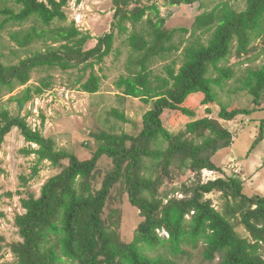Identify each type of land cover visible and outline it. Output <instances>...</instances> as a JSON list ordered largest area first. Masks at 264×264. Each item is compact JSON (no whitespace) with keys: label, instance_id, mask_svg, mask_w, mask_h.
I'll list each match as a JSON object with an SVG mask.
<instances>
[{"label":"trees","instance_id":"trees-1","mask_svg":"<svg viewBox=\"0 0 264 264\" xmlns=\"http://www.w3.org/2000/svg\"><path fill=\"white\" fill-rule=\"evenodd\" d=\"M6 1L20 8L6 6L0 10L5 16L2 27L32 22L28 29L12 33L21 47L37 40L59 44L15 64H6L0 53V85L9 91L28 84L35 70L92 68L87 80L83 81V74L80 76V88L98 92L101 81L94 67L112 51L115 30L120 34L129 31L128 22L137 24L149 11L160 14L157 0H113L115 30L101 36L96 46L87 49L86 43L92 35L80 30L75 20L67 23L69 4L84 0ZM164 1L170 5H190L198 0ZM148 20L153 23L152 19ZM164 20L160 18L153 24L156 43L170 38L161 25ZM195 25L211 33L208 43L199 41L187 45L181 67L178 70L169 67V76L158 77L157 83H153L147 65L148 54L155 45L150 46L141 32L130 34L131 47L138 52L145 51L140 59L142 68L135 74L121 76L117 85L126 95L141 97L145 103H152V107L143 115L139 133L105 130L93 133L98 144L91 158L80 159L75 153L58 148L53 137L45 136L21 114L30 100L54 85L52 75L43 77L38 85H28L11 98L19 112L0 110V148L7 135L17 128L31 144L28 153L37 154L40 163L48 160L56 167H63L45 182L39 196L29 194L21 198L24 211L16 213L13 222L19 239L8 244L14 260L2 261L5 239L0 235V264H178V258L187 248L200 244L205 246L207 259L220 254L222 264H264V196L247 195L244 181L237 176L207 181L202 178L206 169L224 173L213 157L234 139L221 119L232 120L255 109H229L223 105L218 117L207 115L189 121L185 130L178 133L168 128L165 118L170 111L194 115L185 102L195 92L205 95L204 104L216 101V86L223 88L235 76L231 67L220 64L228 62L236 42L239 58L256 50L258 47L252 45L258 40L264 52V0H247L246 8L241 11L227 2L221 3L199 14ZM213 71L218 72L217 77ZM241 82L259 104L264 92V65L250 69ZM207 111L211 113V108ZM116 115L127 120L122 113ZM103 156L112 160L113 168L97 183V168ZM146 159L153 161L152 169L158 171L156 178L142 174L143 167L148 168ZM169 166L191 171L182 181L181 189L165 183L163 171ZM3 171L0 166V173ZM123 179L127 182L129 200L142 218L130 242L124 241L119 232L120 216L110 223L104 219L112 189ZM164 185L170 186V190L162 189ZM214 192H221L228 203L233 200L234 205L229 206L231 215H241L249 237L241 236L232 220L207 197ZM4 216L0 211V218Z\"/></svg>","mask_w":264,"mask_h":264},{"label":"rangeland","instance_id":"rangeland-1","mask_svg":"<svg viewBox=\"0 0 264 264\" xmlns=\"http://www.w3.org/2000/svg\"><path fill=\"white\" fill-rule=\"evenodd\" d=\"M160 9L159 16L149 11L145 18L137 24L128 22L129 31L119 33L114 29L115 10L113 0H84L81 3L72 1L67 7L69 20H75L78 28L89 32L92 37L87 41L86 48H93L98 39L108 32L116 31V39L112 51L104 59L96 63L94 71L100 76L101 87L98 92H86L80 88L81 78L87 80L92 68L82 70L74 68L63 71L60 68L50 71L35 70L32 78L26 85L17 86L9 91L0 85V110L10 109L14 113L19 112L17 103L11 101L15 95L22 93L28 85H38L43 77L52 75L54 85L38 94L28 102L21 114L27 116L30 124L40 130L45 136L53 137L60 149H67L75 153L80 159L91 158L97 148V140L93 133L101 131L139 133L142 128L143 115L152 107V103H145L141 97L128 96L123 88H119L117 81L121 76H129L137 73L142 65L140 59L144 52L135 51L130 43L129 36L132 32L143 33L150 41V46L155 45L148 54L147 65L152 74L153 83H157L158 77H168L169 67L177 70L184 60V49L187 45L202 41L208 43L211 33L198 28L196 18L204 11L212 10L217 5L227 2L237 10H244L247 0H198L194 4L170 5L164 0H157ZM6 6L20 8L11 1L0 0V10ZM5 16L0 14V53L6 64H15L39 51H46L51 41L44 43L34 41L29 46L21 47L12 38V33L21 29H28L32 22L23 26L9 23L5 27L1 24ZM160 18L163 29L167 30L170 38L161 43H156L154 31ZM148 19H152L151 23ZM66 24V23H65ZM234 44L232 55L227 63L220 65L231 67L235 76L226 82L223 88L217 87V99L212 104H204L203 93L195 92L185 102L186 106L194 112V115L170 111L166 113L168 128L175 133L185 130L189 121L204 117H218V112L223 105L229 109L249 108L255 109L248 113L238 115L232 120L221 119V123L233 134V142L229 147L218 151L213 161L224 169L220 171L204 170L203 180L216 179L218 177L237 176L244 181V192L249 196H264V92L260 103L254 101V95L249 89H244L241 79L248 74L250 69H258L264 65V52L261 42L258 40L252 47H258L249 55L239 58ZM83 76L80 78V76ZM215 77L218 72L213 71ZM211 108V113L207 109ZM122 113L127 120L116 115ZM253 148L256 139L261 135ZM37 148V145L32 144ZM165 145L162 146L164 148ZM31 144L28 143L20 130L15 128L7 135L0 148V166L4 169L0 173V211L5 213L0 218V235L4 237L2 261H13L14 255L8 244L19 239L17 228L14 225L16 213L23 212L21 198L29 194L39 196L45 182L62 170L54 166L50 161L39 162L38 155L28 153ZM152 160L146 159L148 168L142 169L146 177L156 178L158 171L152 169ZM67 161L64 162V165ZM144 164V166H145ZM113 168L112 160L103 156L98 164L99 179L101 182L107 172ZM163 176L166 184L176 189H181L182 181L191 171L187 168L179 171L174 166H169ZM167 172L169 174H167ZM99 185H96L98 188ZM162 189H169L164 185ZM215 207L228 216L234 223L237 232L243 237L250 234L241 222V215H231L230 205L221 192L208 194ZM121 223L119 232L126 242L133 240L135 230L142 220L139 210L129 200L127 182L120 181L111 192L104 213V219L110 223L118 220ZM114 228H118L114 226ZM205 246L189 247L186 253L178 258V264H222V256L217 254L214 259H207L204 254Z\"/></svg>","mask_w":264,"mask_h":264}]
</instances>
